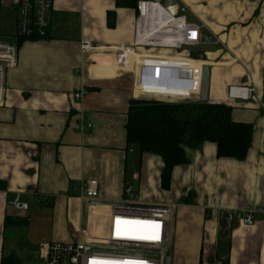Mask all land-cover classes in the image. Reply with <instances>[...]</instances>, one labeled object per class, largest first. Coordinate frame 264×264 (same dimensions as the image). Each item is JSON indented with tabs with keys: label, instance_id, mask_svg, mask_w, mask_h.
<instances>
[{
	"label": "crops",
	"instance_id": "obj_1",
	"mask_svg": "<svg viewBox=\"0 0 264 264\" xmlns=\"http://www.w3.org/2000/svg\"><path fill=\"white\" fill-rule=\"evenodd\" d=\"M174 2L175 12L186 5L187 20L204 26L201 43L190 48L205 50L142 53L209 66L208 101L231 105L234 121L254 126L246 159H219L212 143L188 149L189 162L174 169L171 189L163 191L162 159L127 146L130 101L149 98L136 91L134 71L119 68L107 51L133 45L136 8H119L116 0H55L47 38L19 47L0 107V264L9 258L43 263L51 243L73 242L81 230L103 235L110 207L81 190L88 182L96 183L98 202H119L125 186L134 185L144 202L174 204V262L264 264V0ZM5 5L0 27L4 23L17 43L16 9L12 0ZM84 40L99 49L83 51ZM233 86L257 93L233 100ZM16 197L29 209L12 207ZM245 211H255L254 225L228 224V213Z\"/></svg>",
	"mask_w": 264,
	"mask_h": 264
},
{
	"label": "built area",
	"instance_id": "obj_2",
	"mask_svg": "<svg viewBox=\"0 0 264 264\" xmlns=\"http://www.w3.org/2000/svg\"><path fill=\"white\" fill-rule=\"evenodd\" d=\"M6 3L7 0H0V19ZM54 3L55 0H12L17 15L14 35L17 41L48 34ZM175 4L165 6L157 0H140L133 45L107 51L115 54L119 68L134 71V87L142 97L169 102L201 101L203 65H193L194 60L181 57L142 53L153 49L180 50L201 43L204 26L187 20L186 5L175 12ZM81 49L87 52L99 48L84 40ZM18 62V44L0 39V107L6 101L8 73ZM256 93V88L250 86L229 89L233 100H250ZM83 96L84 91L80 90L75 98L80 100ZM81 190L89 198L99 200L96 183L88 182ZM9 204L18 210L29 209V203L19 197ZM108 206L109 223L103 235L94 237L87 230H81L79 239L73 242L51 243L45 261L37 264H165L172 244L176 206L144 202L133 185L125 186L121 201ZM237 218L244 225L252 226L256 213L245 211L239 216L230 213L231 220Z\"/></svg>",
	"mask_w": 264,
	"mask_h": 264
},
{
	"label": "trees",
	"instance_id": "obj_3",
	"mask_svg": "<svg viewBox=\"0 0 264 264\" xmlns=\"http://www.w3.org/2000/svg\"><path fill=\"white\" fill-rule=\"evenodd\" d=\"M139 1L116 0V6L137 8ZM108 24L110 27L115 24L114 11L108 13ZM46 38L47 35L24 37L17 44L20 47L25 41ZM232 113L231 105L209 101L191 103L133 99L127 114V146L135 148L141 155L150 154L162 159L161 189L167 192L172 186L174 169L189 162L188 149L212 143L216 145L219 159H246L253 141L254 126L234 121ZM2 264L16 262L9 258L3 259Z\"/></svg>",
	"mask_w": 264,
	"mask_h": 264
},
{
	"label": "water",
	"instance_id": "obj_4",
	"mask_svg": "<svg viewBox=\"0 0 264 264\" xmlns=\"http://www.w3.org/2000/svg\"><path fill=\"white\" fill-rule=\"evenodd\" d=\"M162 4L165 5V6H168L170 4H174V1L173 0H162ZM205 35L202 36V38H204ZM207 40H209V37H207ZM209 78H210V69H209V66L208 65H204L203 66V77H202V86H201V95H200V100L202 102H205V101H208V95H209ZM96 204L98 205H112V204H115V203H107V202H98L96 201ZM227 221H228V224H235V223H239L240 222V219H234V220H231L230 219V213H228V216H227ZM226 228H229L226 227ZM171 262V257L170 255L168 254L165 258V264H170Z\"/></svg>",
	"mask_w": 264,
	"mask_h": 264
},
{
	"label": "rangeland",
	"instance_id": "obj_5",
	"mask_svg": "<svg viewBox=\"0 0 264 264\" xmlns=\"http://www.w3.org/2000/svg\"><path fill=\"white\" fill-rule=\"evenodd\" d=\"M8 6H10V0H7V3H6V5H5V8H7L8 9ZM8 32H12L10 29H8L5 25H4V23H2V26L0 27V36L4 39V40H7V41H9V42H12L11 40H12V35H9V34H11V33H8ZM48 35V34H47ZM205 50V48H202V49H193V48H190V47H184L182 50H181V52H179V53H181V54H184V55H191V54H193L194 52L195 53H197V52H200V51H204ZM156 52H166V51H163V50H156ZM140 97H142L141 95H139ZM142 98H145V97H142ZM172 102H177V101H172ZM194 102V101H193ZM134 186V185H133ZM136 190V189H135ZM33 205V204H32ZM97 210L98 211H101V212H103L104 211V209L103 208H97ZM170 264H187V262L185 261V259H183V257L180 259V260H178L177 262H174L173 261V257L171 258V262H170Z\"/></svg>",
	"mask_w": 264,
	"mask_h": 264
}]
</instances>
